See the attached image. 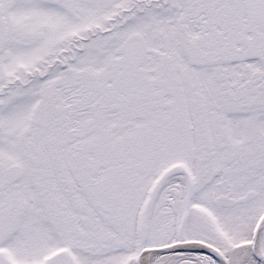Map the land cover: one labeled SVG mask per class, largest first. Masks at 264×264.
Segmentation results:
<instances>
[{
    "label": "snow or ice",
    "instance_id": "1",
    "mask_svg": "<svg viewBox=\"0 0 264 264\" xmlns=\"http://www.w3.org/2000/svg\"><path fill=\"white\" fill-rule=\"evenodd\" d=\"M0 264H264V0H0Z\"/></svg>",
    "mask_w": 264,
    "mask_h": 264
}]
</instances>
